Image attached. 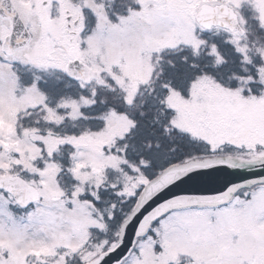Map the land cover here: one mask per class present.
<instances>
[{
    "label": "snow or ice",
    "instance_id": "6c2138e0",
    "mask_svg": "<svg viewBox=\"0 0 264 264\" xmlns=\"http://www.w3.org/2000/svg\"><path fill=\"white\" fill-rule=\"evenodd\" d=\"M0 264H264V0H0Z\"/></svg>",
    "mask_w": 264,
    "mask_h": 264
}]
</instances>
